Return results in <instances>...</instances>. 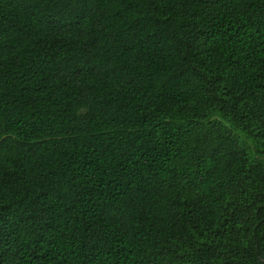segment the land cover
<instances>
[{
	"label": "trees",
	"instance_id": "trees-1",
	"mask_svg": "<svg viewBox=\"0 0 264 264\" xmlns=\"http://www.w3.org/2000/svg\"><path fill=\"white\" fill-rule=\"evenodd\" d=\"M0 264H264V0H0Z\"/></svg>",
	"mask_w": 264,
	"mask_h": 264
}]
</instances>
